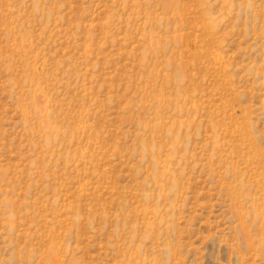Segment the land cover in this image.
Returning <instances> with one entry per match:
<instances>
[{
	"label": "rangeland",
	"instance_id": "1",
	"mask_svg": "<svg viewBox=\"0 0 264 264\" xmlns=\"http://www.w3.org/2000/svg\"><path fill=\"white\" fill-rule=\"evenodd\" d=\"M0 264H264V0H0Z\"/></svg>",
	"mask_w": 264,
	"mask_h": 264
}]
</instances>
